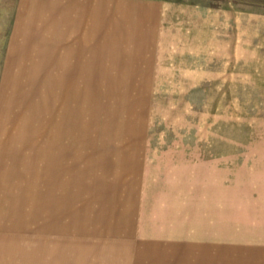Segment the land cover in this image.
<instances>
[{"label": "rangeland", "instance_id": "1", "mask_svg": "<svg viewBox=\"0 0 264 264\" xmlns=\"http://www.w3.org/2000/svg\"><path fill=\"white\" fill-rule=\"evenodd\" d=\"M188 258L264 264V0H0V264Z\"/></svg>", "mask_w": 264, "mask_h": 264}, {"label": "crops", "instance_id": "2", "mask_svg": "<svg viewBox=\"0 0 264 264\" xmlns=\"http://www.w3.org/2000/svg\"><path fill=\"white\" fill-rule=\"evenodd\" d=\"M49 169V168H48ZM45 172H44V169H43V171H42V176H43V178H45L46 177V175L44 174ZM52 174V173H51ZM3 177H7V176H3ZM46 181V180H45ZM51 189H55L56 191H58L59 192V189H57V188H54V186H51L50 187ZM49 188V189H50ZM78 194V193H77ZM82 194H84V193H82ZM77 198H79V196H77ZM60 199V198H59ZM59 199H55V198H53V200H52V202H51V204H49V209H48V211H46V213H48V212H50V210H53V212L52 213H55V212H57V210H60L61 211V201L59 200ZM48 200V199H47ZM59 201H60V203H59ZM50 203V202H49ZM50 205L52 206V208H50ZM212 209H213V206H212ZM216 209V208H215ZM60 211H58V212H60ZM89 211H91V209H88L87 207H86V213L87 212H89ZM81 212H82V210H81ZM83 212H84V210H83ZM85 213V214H86ZM125 216H123L122 217V219L124 218ZM55 222H56V220H55ZM75 222V221H74ZM108 223V222H107ZM110 223V222H109ZM75 224H76V222H75ZM121 226V228H118L119 230H120V232H122V233H124L125 234V230L126 231H128V233H130L131 232V228H130V222L128 221L127 223H125V222H123V225H120ZM61 226L59 225V224H53V223H48V220L46 219V215L43 217V226H42V231L43 232H51V231H60L61 229ZM113 233L115 232V231H113V229L111 230ZM222 230H220V232H221ZM118 232V231H117ZM93 233V232H92ZM89 234H91V233H89ZM76 243V242H75ZM121 244H120V247H118V248H131L130 247V244H128V242L126 243V242H124L123 240H121V242H120ZM77 250V249H76ZM125 250H127V249H125ZM77 253V252H76ZM193 259H195V258H193ZM129 260V259H128ZM186 260V264H213V262H211V261H209L208 259L207 260H203V261H198L197 259L196 260H191L190 258H188V261H187V259H185ZM191 261H193V263H191Z\"/></svg>", "mask_w": 264, "mask_h": 264}]
</instances>
